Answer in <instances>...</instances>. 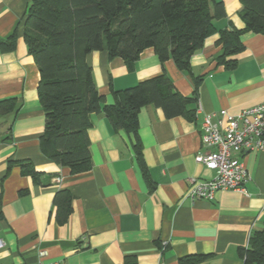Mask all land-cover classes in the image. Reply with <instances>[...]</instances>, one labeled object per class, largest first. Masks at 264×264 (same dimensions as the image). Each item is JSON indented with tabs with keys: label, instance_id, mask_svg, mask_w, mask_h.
<instances>
[{
	"label": "crops",
	"instance_id": "1",
	"mask_svg": "<svg viewBox=\"0 0 264 264\" xmlns=\"http://www.w3.org/2000/svg\"><path fill=\"white\" fill-rule=\"evenodd\" d=\"M225 18L216 30L242 29L238 0H216ZM29 0H0V42L17 30L13 48L0 49V103L14 100L16 107L0 114V264H33L44 250L49 261L62 264H178L179 259L201 256L199 264H244L241 251L250 236L263 228L264 149L238 156L250 180L242 191H218L214 200L191 201L186 193L191 179L208 180L212 173L194 162L201 145L206 116L264 104V35L246 33L244 50L233 57L228 71L216 64L221 47L214 34L190 59L194 76H200L193 121L165 119L152 106L138 114L141 160L148 172L144 180L123 131L113 133L102 114L90 116L88 130L92 168L72 176L45 158L39 137L45 117L37 96L39 73L22 39V21ZM86 63L104 104L114 102L113 92L153 78L163 70L176 91L190 97L194 85L172 60L161 64L152 49L144 50L128 72L120 58L106 52L87 55ZM29 162L43 175L42 184L21 174ZM73 196L65 223L55 219L56 192Z\"/></svg>",
	"mask_w": 264,
	"mask_h": 264
},
{
	"label": "trees",
	"instance_id": "2",
	"mask_svg": "<svg viewBox=\"0 0 264 264\" xmlns=\"http://www.w3.org/2000/svg\"><path fill=\"white\" fill-rule=\"evenodd\" d=\"M238 1L243 28L218 31L214 22L224 19L225 11L223 3L216 0H29L22 39L39 73L37 96L45 117L40 153L72 176L87 173L92 168L90 116L102 113L113 133L123 131L132 138L141 175L148 180L138 137L140 110L152 106L165 119L194 120L201 77L193 75L190 59L204 41L218 35L216 44L221 53L216 64L232 71L237 66L233 57L244 50L242 36L264 35V0ZM16 38L17 30L0 42V49L13 48ZM146 49H152L161 64L172 60L190 78L192 96L178 93L163 70L130 88L114 91L113 104H104L86 63L87 55L104 51L108 59L120 58L131 73ZM15 107L14 100L1 102L0 114ZM20 169L35 185L42 184L43 175L31 163H20ZM72 201L69 191L55 193L52 206L59 224L71 214ZM241 256L244 264H264V220L263 228L250 236ZM203 259L193 255L179 259L178 264H199Z\"/></svg>",
	"mask_w": 264,
	"mask_h": 264
},
{
	"label": "built area",
	"instance_id": "3",
	"mask_svg": "<svg viewBox=\"0 0 264 264\" xmlns=\"http://www.w3.org/2000/svg\"><path fill=\"white\" fill-rule=\"evenodd\" d=\"M196 110H200L199 105ZM201 145L206 151L198 153L194 162L212 176L208 180L191 179L186 197L191 201H212L218 191H242L250 177L238 156L264 149V104L236 115L219 111L206 116L201 125ZM37 258L33 264H62L49 261L44 250L38 251Z\"/></svg>",
	"mask_w": 264,
	"mask_h": 264
}]
</instances>
